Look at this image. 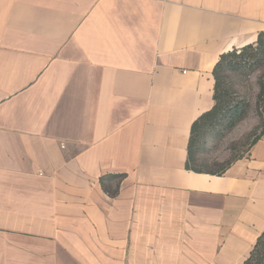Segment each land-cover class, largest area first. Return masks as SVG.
Here are the masks:
<instances>
[{
	"label": "crops",
	"instance_id": "1",
	"mask_svg": "<svg viewBox=\"0 0 264 264\" xmlns=\"http://www.w3.org/2000/svg\"><path fill=\"white\" fill-rule=\"evenodd\" d=\"M264 0H0V264H243L264 133L187 167L222 54Z\"/></svg>",
	"mask_w": 264,
	"mask_h": 264
},
{
	"label": "rangeland",
	"instance_id": "2",
	"mask_svg": "<svg viewBox=\"0 0 264 264\" xmlns=\"http://www.w3.org/2000/svg\"><path fill=\"white\" fill-rule=\"evenodd\" d=\"M240 51L227 59L235 67L231 69L228 64L221 72L222 114L204 122L202 132L213 124L212 131L204 135L198 132L197 140L202 143H196V165L205 171L222 170L244 156L264 129V98L260 97L264 85V47ZM236 105L243 106L244 114L232 123L230 113ZM226 114L227 125L221 122Z\"/></svg>",
	"mask_w": 264,
	"mask_h": 264
},
{
	"label": "trees",
	"instance_id": "3",
	"mask_svg": "<svg viewBox=\"0 0 264 264\" xmlns=\"http://www.w3.org/2000/svg\"><path fill=\"white\" fill-rule=\"evenodd\" d=\"M264 47V31L259 33V37L258 40L255 43H251L248 44L242 48H235L231 51H228L224 54L221 55L219 61L217 62V64L215 65L214 68V77H215V86H214V100H215V104L213 106L212 109H210L209 111L205 112L203 115H201L192 125V134H191V138H190V143H189V147H188V160H187V167L197 171V172H207V173H213V174H221L223 173L229 166L227 165L225 168H223L222 170L219 171H214V170H209V171H205L203 169H200L196 164H197V152L199 149V146L196 145V143H202L200 141H198V132L200 131V133L202 135L207 134L208 132L212 131L214 129L213 124L210 126V128L208 129V131L202 132V128H203V124L205 121L209 120L210 118H214V117H219L222 114L223 111V105H224V101H223V97L220 93V86H221V72L224 68H226L229 64V67H231V69H233V65H230L231 62L228 61L227 59L229 57H235L238 50H241L240 53H243L245 50L249 49V48H262ZM260 97L264 98V85L262 86L261 92H260ZM228 114V113H227ZM224 115L223 119L221 120V122H225L227 125V122L229 120L228 116ZM243 114H244V109L242 105H236L235 107H233L231 109V113H230V119L233 122H235V120H240L243 118ZM232 123L230 125H232ZM229 125V124H228ZM264 133V129L263 132L261 133L260 137L262 136V134ZM258 137L254 143L260 138ZM243 264H264V232L260 235V237L258 238L250 256L244 261Z\"/></svg>",
	"mask_w": 264,
	"mask_h": 264
}]
</instances>
